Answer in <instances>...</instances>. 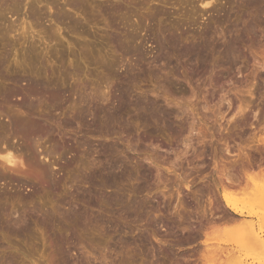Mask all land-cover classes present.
Segmentation results:
<instances>
[{"label": "rangeland", "instance_id": "rangeland-1", "mask_svg": "<svg viewBox=\"0 0 264 264\" xmlns=\"http://www.w3.org/2000/svg\"><path fill=\"white\" fill-rule=\"evenodd\" d=\"M69 1L21 0L12 9L13 0H0V96L11 95L0 102V148L27 158V141L9 123L41 124L45 107L29 115L12 92L38 81L67 101L43 122L50 136L78 146L85 167L116 159L133 176L101 189L72 166L53 170L62 181L45 187L26 162L14 174L0 165V264H264V0ZM121 96V120L93 119L95 105L108 110ZM88 102L80 120L77 108ZM137 104L154 122L141 120ZM48 136L33 142L47 145ZM244 147L249 180L237 161ZM225 174L240 184H223ZM223 194L242 215L225 208Z\"/></svg>", "mask_w": 264, "mask_h": 264}, {"label": "bare ground", "instance_id": "bare-ground-1", "mask_svg": "<svg viewBox=\"0 0 264 264\" xmlns=\"http://www.w3.org/2000/svg\"><path fill=\"white\" fill-rule=\"evenodd\" d=\"M21 0H13V2H12V5H11V7L9 6V8H12V9H14V8H16V7H18V5H20L19 3H21L20 2ZM205 1H206V3H205ZM5 2V1H4ZM22 2H23V0H22ZM69 2H71V0L69 1ZM246 2H247V6H251V4H252V2H253V0H246ZM73 3H74V1H73ZM83 3V2H82ZM3 4V3H2ZM210 4V2H208V0H203V4L202 5H204V6H208ZM4 6L6 5L5 3L3 4ZM3 5H2V7H3ZM8 5H10L9 3H8ZM71 5H72V3H71ZM76 6H78L77 4H75ZM73 6V5H72ZM1 7V6H0ZM8 7V6H7ZM79 7H80V4H79ZM79 7H76V8H79ZM7 9V8H6ZM16 9H18V8H16ZM15 9V10H16ZM31 10H33L32 8H30ZM1 10H3V8H1ZM5 10V9H4ZM3 10V11H4ZM14 10V11H15ZM36 10V9H35ZM2 11V12H3ZM60 11V10H59ZM1 13V12H0ZM10 13V12H9ZM37 13V12H36ZM57 13H59L58 11H57ZM1 14H3V13H1ZM1 14H0V17H1ZM39 14V13H38ZM65 14V13H64ZM4 15V14H3ZM32 15H34V14H32ZM68 15V14H67ZM36 17V16H35ZM34 17V18H35ZM58 17H60V19H63V16H58ZM67 17V16H66ZM6 18V17H5ZM4 18V16H3V19H5ZM32 18V17H31ZM38 18H39V16H38ZM36 19V18H35ZM58 19V18H57ZM5 20H7V19H5ZM2 20H0V22H1ZM129 21V20H128ZM4 22V21H3ZM7 23V22H6ZM69 23V22H68ZM71 23V22H70ZM4 24H5V22H4ZM9 25V24H8ZM8 25H7V28H8ZM2 26V25H1ZM6 26V25H5ZM130 26V25H129ZM10 27V26H9ZM12 27V26H11ZM0 28H2V27H0ZM3 29V28H2ZM4 30V29H3ZM9 30H12V29H9ZM137 30V29H136ZM7 31V30H6ZM130 31V30H129ZM132 31V30H131ZM137 32V31H136ZM171 33H172V31H170ZM174 32V31H173ZM52 33V32H51ZM135 33V32H134ZM129 34H131L130 32H129ZM5 36V35H4ZM125 36V35H124ZM127 37V36H126ZM123 39H124V37H122ZM134 36L132 37V39L134 40ZM166 38V37H165ZM170 38V37H169ZM127 39V38H126ZM125 39V40H126ZM137 39V38H136ZM175 40H177L176 38H174ZM179 39V38H178ZM118 41V40H117ZM119 41H120V39H119ZM130 42H131V40H129ZM164 41V40H163ZM162 41V42H163ZM168 41V40H167ZM120 43V42H119ZM125 43V42H124ZM187 43V42H186ZM177 44V43H176ZM191 44V43H190ZM182 45V44H181ZM186 45V44H185ZM193 45V44H192ZM161 46V45H160ZM191 46V45H190ZM187 47H189L188 46V44H187ZM120 48H121V50L123 51V53H125V54H131L132 52H130V50L129 49H126V48H124L123 47V45L122 46H120ZM137 48V47H136ZM167 48V47H166ZM139 49V48H138ZM120 50V51H121ZM134 50V49H133ZM188 50V49H187ZM191 50V49H190ZM130 52V53H129ZM201 52V51H200ZM225 52H226V50H225ZM224 52V53H225ZM122 53V54H123ZM226 53H228V50H227V52ZM225 53V54H226ZM133 54V53H132ZM131 54V55H132ZM138 60V59H137ZM139 61V60H138ZM137 61V62H138ZM4 64V63H3ZM6 65V64H5ZM137 65V64H136ZM140 66V65H139ZM128 67H130V66H128ZM126 68V67H125ZM126 69H130V68H126ZM127 71V70H126ZM61 74V73H60ZM63 74V73H62ZM17 78V77H16ZM14 79V80H12L11 82H13V85L15 84V85H17L18 86V84H20V79ZM4 79V78H3ZM34 80H36V79H34ZM41 81V80H40ZM49 83V82H48ZM14 85V86H15ZM28 86L25 88V89H14L13 90V95H17V97H19L18 98V100H20V107H22V108H24V109H28L27 110V112L29 111V110H33L34 112H37L36 114H39L38 112H39V110H37V111H35V109L38 107H40L41 108V106H43V107H45V111H44V114H42L43 115V117H44V120L45 121H49V123H50V121H51V119H52V117H51V115L49 114L50 113V111H55V110H59V108H60V106L63 104V102H67V101H64V100H66V99H64L63 100V97H64V93L63 92H61V91H59V90H56V89H53L51 86L49 87L47 84H42V83H40V82H38V81H34L33 82V80H31L30 82H29V84H27ZM19 88V87H18ZM10 96L11 95H9V93H7V92H5L4 91V93H2L1 94V96H0V102L1 101H4V102H6V103H10L9 101H10ZM81 94H80V99H81ZM21 97V98H20ZM30 97L32 98V97H37L36 98V101H38L37 99L39 98V97H41L40 99H42L41 101H40V99H39V101H38V104H28V102L30 103V101H27V100H29L30 99ZM84 97H83V99H81V101H79V103L80 104H82V102H86V100L84 101ZM88 101V100H87ZM90 101V100H89ZM32 102V101H31ZM91 102V101H90ZM18 104V103H17ZM16 104V105H17ZM43 104V105H42ZM80 104H78V105H80ZM84 104V103H83ZM87 104V105H86ZM85 104V106L84 105H80V107L78 106V110L76 111V115L78 116V118L80 119H85V121H86V116H88L87 114H88V112H91V111H89V110H91V109H88V106H89V102L88 103H86ZM94 104V103H93ZM74 105V104H73ZM95 105V104H94ZM70 106V105H69ZM91 106H93L92 104H91ZM42 107V108H43ZM73 107H75V106H73ZM95 108H93L94 110H93V113L91 114V115H93V119L94 118H96L98 121H99V124H101V126H103V125H105V124H109V123H112V124H114V122H116L117 120H121L122 118V116L126 113L127 114V108L125 107V100H124V97L123 96H121V97H119V100H118V103H117V105L116 106H114V107H112V108H110V109H108V110H103L102 109V107H97V105H95L94 106ZM39 108V109H40ZM136 108H137V110L139 109V111H140V113H138L139 114V116H140V118H141V120L142 121H144V122H147V117L149 116V114H147L146 113V108H143L141 105H139V104H137L136 105ZM19 109H21V108H19ZM63 109V108H62ZM65 109V108H64ZM63 109V110H64ZM74 109V108H73ZM23 109H21V111H22ZM149 110V109H148ZM24 111V110H23ZM31 112V113H34V112ZM61 111V110H60ZM75 111H73V112H75ZM138 111V112H139ZM153 111V110H152ZM151 111V112H152ZM42 113V112H41ZM40 113V114H41ZM62 113V112H61ZM66 113V112H65ZM152 113H154V111L152 112ZM28 114L29 115H31L29 112H28ZM35 114V115H36ZM102 114V115H101ZM161 114V113H160ZM26 115V114H25ZM35 115H33V116H35ZM155 116H156V114H154ZM121 116V117H120ZM150 118L152 119V118H156V117H154L153 115H151L150 114ZM39 117H42V116H40L39 115ZM60 117V116H59ZM119 117L121 118V119H119ZM33 118V117H32ZM54 118V117H53ZM77 118V119H78ZM149 117H148V119H150ZM29 119V118H28ZM24 120V121H19V120H11L10 121V123H9V127H10V129L11 130H9V131H13V133L16 135V136H19L22 140H24V141H27V145H25L24 143V145L26 146H24L25 147V150H26V154H27V158L25 159V160H23L22 159V157H20L19 155H17V154H15L14 152H13V149H14V146H13V149H12V147L11 146H3V148H0V165H1V167L3 168H1L2 169V171L3 170H5L6 172H7V170L8 171H12V174H14V173H16L17 171H20V170H22L23 168H25V164H26V166L28 167V165L30 166V167H34V169H36L37 170V173L39 172V175H40V178L43 180V183H44V185L43 186H45V184H47V183H49V185H52V183L51 182H54V184H58V185H60L59 183L62 181V179L60 178V177H58L57 178V176H56V173L55 172H53V170H57V171H61L62 169H68V168H70L71 169V167H72V169L74 168V166H84L83 164H82V162H83V160L81 159V161L82 162H79L80 160H78V159H76L77 158V155L76 154H74V152H76V150H78L79 148H78V146L77 147H74L72 144H70V142L69 141H67V140H63V139H60L59 138V140H58V138L56 139V138H54V136H50V133H51V129L48 127V124H47V126H46V122L45 123H43L44 122V120H42L43 122V124L41 123H38V122H35L34 120V122L33 121H29V120ZM80 119V120H81ZM151 119H150V121H151ZM157 119H158V116H157ZM21 120V119H20ZM70 120V119H69ZM68 120V121H69ZM97 120H95V121H97ZM154 120V119H153ZM160 120V119H159ZM158 120V121H159ZM65 121V120H64ZM97 121V122H98ZM52 122V121H51ZM71 122V121H70ZM96 122V123H97ZM151 122H154V121H151ZM53 123V122H52ZM85 123H87V122H85ZM156 123H158V122H156ZM84 125V124H83ZM89 125V124H88ZM90 126H92V125H90ZM89 126V127H90ZM71 127V126H70ZM71 129V128H70ZM89 129V128H88ZM156 129V128H155ZM157 130V129H156ZM90 131H92V130H90ZM94 131V130H93ZM12 133V134H13ZM49 134V136L47 137V141H46V143H48V144H50L48 147H50V148H44V146H47V145H44L43 146V144H42V142H40L39 143V141L38 142H33V138L34 139H36L35 137H42L44 134ZM88 133V132H87ZM93 133V132H92ZM0 135H1V133H0ZM52 135V134H51ZM63 135V134H62ZM1 137V136H0ZM3 137V136H2ZM46 137V136H45ZM44 137V138H45ZM14 138H15V136H14ZM43 138V140H45ZM5 139V138H4ZM3 141V140H2ZM35 141V140H34ZM257 143H260L261 145H264V138L262 139V140H259V141H257ZM81 144V143H80ZM79 144V145H80ZM83 144V143H82ZM1 145H2V143H1ZM0 145V146H1ZM7 145V144H6ZM84 145V144H83ZM250 145V144H249ZM247 146V145H246ZM256 146V145H255ZM254 146V147H255ZM81 147V146H80ZM103 149H105V147H102ZM228 148V147H227ZM246 148H249V149H251V145H250V147L249 146H247ZM253 148V147H252ZM239 149V155L237 156L238 157V162H239V164H240V167H241V170L244 172V176H245V179L246 180H249V178H248V176H247V171L249 170V168L251 167V165H250V161H249V154L246 152L247 150L245 149V147L244 148H238ZM248 149V150H249ZM17 150V149H16ZM81 150V149H80ZM246 150V151H245ZM82 151V150H81ZM229 151V150H228ZM238 151V150H237ZM23 152V151H22ZM80 152V151H79ZM230 152V151H229ZM74 154L72 157H70V158H68L67 160H62V161H64L62 164L60 163V158L61 157H65V155H71V154ZM89 153V152H88ZM87 154V153H86ZM153 155V154H152ZM229 155H230V153H229ZM59 157L58 159H56L55 160V157ZM104 156V155H103ZM156 157V156H155ZM155 157H151V158H153V160L155 159ZM157 158V157H156ZM40 159H42L41 161H40ZM59 160V161H58ZM87 160V159H86ZM124 160V159H123ZM122 160V161H123ZM44 161H46L47 163L45 164L44 163ZM111 161V160H110ZM26 162V163H25ZM84 163V162H83ZM86 164V163H85ZM128 165V164H127ZM137 166V165H136ZM76 168V167H75ZM129 168V167H128ZM127 167H126V165H125V163L123 164L120 160H116L115 159V161L114 160H112L111 162H107V161H102L101 159H99V161L98 162H96V164L94 163V165L93 166H91V168H88V167H85L84 166V168L82 169V171L81 172H79V171H77V173L79 172L80 173V178H82L84 181H85V183L87 182H89V181H95V179H98V181H97V183H100L101 185H100V187H101V189L104 187V188H107V187H110V188H113V185H114V183L116 182V181H122L123 179H125L126 180V177L128 176L129 178H130V175L132 174L130 171V173L128 174V169ZM146 168V167H145ZM33 169V168H32ZM128 169V170H127ZM157 169V168H156ZM88 170V171H87ZM68 171V170H67ZM75 171V170H74ZM221 171V173H222V170H220ZM4 172V171H3ZM6 172H4V173H6ZM139 171H137V173H138ZM142 172V171H141ZM140 172V173H141ZM158 172V171H157ZM22 173H24V172H22ZM71 173H74V172H71ZM137 173H135V174H137ZM143 173V172H142ZM150 173V172H149ZM148 173V174H149ZM0 174L2 175V172H0ZM20 174V173H19ZM68 174H70L69 172H68ZM76 174V173H75ZM144 174H146V172L144 173ZM158 174V173H157ZM1 175H0V177H1ZM5 174H3V176H4ZM138 175V174H137ZM141 175V174H140ZM140 175H139V177H140ZM226 176H223L224 177V179H225V182L223 181V184L225 183L226 184V182H227V186H230V187H235V186H238L239 184H240V181H238V182H235L234 180V182H232V178L230 177V178H228L229 176L227 175V174H225ZM15 176V175H14ZM25 176V175H24ZM60 176V175H59ZM78 175H76L75 177H77ZM133 175H131V177H132ZM144 176V175H143ZM149 176V175H148ZM159 176V175H158ZM9 177H11V179H13L12 177V175L11 176H9ZM74 177V178H75ZM142 177V176H141ZM157 177V176H156ZM160 177V176H159ZM5 178V177H4ZM3 178V179H4ZM37 178V177H36ZM36 178H34V179H36ZM73 178V177H72ZM128 178V179H129ZM2 179V178H1ZM6 179V178H5ZM10 179V178H9ZM28 179V178H27ZM69 179V178H68ZM78 179V178H77ZM130 179H132V178H130ZM143 179V178H142ZM222 179V178H221ZM220 179V180H221ZM15 180V179H14ZM37 180V179H36ZM39 181H40V179H38ZM16 181H18L17 179H16ZM41 182V181H40ZM32 183V182H31ZM37 183V182H36ZM79 183V182H78ZM83 183V182H82ZM92 183V182H91ZM90 183V184H91ZM122 183V182H121ZM35 184V183H34ZM53 184V185H54ZM96 184V183H95ZM119 184V183H118ZM117 184V185H118ZM158 184V183H157ZM221 184H222V182H221ZM48 185V184H47ZM126 185V184H125ZM137 185V184H136ZM116 186V185H115ZM150 186V185H149ZM45 187H47V186H45ZM53 187H55V186H53ZM60 187H62V186H60ZM95 187V186H94ZM97 187V186H96ZM138 187V186H137ZM188 187V186H187ZM221 187H222V185H221ZM48 188H50L49 186H48ZM47 188V189H48ZM98 188H99V186H98ZM121 188V187H120ZM135 188H136V186H135ZM134 188V189H135ZM143 188V187H142ZM213 188V187H212ZM117 189H118V187H117ZM129 189V188H128ZM138 189V188H137ZM89 190H90V188H89ZM99 190V189H98ZM48 191V190H47ZM139 191H141V190H139ZM213 191V190H212ZM144 192V191H143ZM257 192H259L260 193V196H262L261 198V200L263 201L264 200V193H261V191L260 190H258L257 189ZM131 193V192H130ZM258 193V194H259ZM92 194V193H91ZM91 194H90V196H91ZM138 194V193H137ZM89 195V194H88ZM120 195V194H119ZM84 197V196H83ZM222 197V201H223V203L225 204V208H227V209H229L230 211H232L233 213H235V214H238V215H242L241 213H239L238 211H236V209L234 208V205L232 204V202L230 201V199L226 196V195H222L221 196ZM91 199H92V197H90ZM89 199V198H88ZM90 199V200H91ZM85 200V199H84ZM117 201V200H116ZM120 201V200H119ZM122 201V200H121ZM118 202V201H117ZM133 202V201H132ZM139 202V201H138ZM94 203V202H93ZM140 203V202H139ZM139 203H137V204H139ZM142 203V202H141ZM147 203V202H146ZM121 204V203H120ZM124 204V203H123ZM60 205V204H59ZM135 206H136V204H134ZM181 205H183V204H181ZM88 206V205H87ZM95 206V205H94ZM134 206V207H135ZM143 206V205H142ZM142 206H140L139 208H141ZM63 207V206H62ZM137 207V206H136ZM64 208V207H63ZM93 208V207H92ZM57 209H58V206H57ZM129 209V208H128ZM64 210V209H63ZM66 210V209H65ZM130 210V209H129ZM152 210V209H151ZM180 210V209H179ZM69 211V210H68ZM72 211V210H71ZM136 211V210H135ZM61 212V211H60ZM77 212V211H76ZM55 213V212H54ZM57 214V213H56ZM156 214V213H155ZM154 214V215H155ZM67 215V214H66ZM80 215V214H79ZM124 215V214H123ZM60 216V215H59ZM75 217V215H72V216H69L70 218L71 217ZM82 216V215H81ZM146 216V215H145ZM157 216V215H156ZM155 216V217H156ZM50 217V216H49ZM48 217V218H49ZM57 217V216H56ZM66 216H64V219H66L65 218ZM68 217V216H67ZM69 217H68V219H69ZM140 217V216H139ZM159 217V216H158ZM54 218V217H53ZM45 219V218H44ZM67 219V220H68ZM74 219V218H73ZM75 219H77V218H75ZM82 219V218H81ZM127 219V218H126ZM140 219V218H139ZM138 219V220H139ZM161 219V218H160ZM49 220V219H48ZM56 221V220H55ZM65 221V220H64ZM69 221V220H68ZM71 221V220H70ZM72 221H74V220H72ZM76 221V220H75ZM75 221L73 222V223H75ZM57 222V221H56ZM80 222V221H79ZM78 222V223H79ZM19 223H21V222H19ZM18 223V221L17 222H15V220H14V223L12 224V225H18L19 224ZM23 223V222H22ZM67 223H69V222H67ZM83 223V222H82ZM151 223V222H150ZM149 223V224H150ZM76 224V223H75ZM74 224V225H75ZM60 225V224H59ZM62 225V224H61ZM20 226V225H19ZM65 227V226H64ZM66 228V227H65ZM193 229V228H192ZM119 231H121V230H119ZM199 231V230H198ZM13 232V231H12ZM127 233V232H126ZM190 234H192V233H190ZM250 234V233H249ZM255 235V234H254ZM193 237V236H192ZM257 238V240H259L258 239V237H256ZM144 239V238H143ZM124 240V239H123ZM261 240V239H260ZM259 240V241H260ZM131 241V240H130ZM260 243V248H264V243L263 242H259ZM259 243H257V244H259ZM124 244V243H123ZM122 244V245H123ZM121 245V244H120ZM137 245V244H136ZM127 246V245H126ZM124 247V246H123ZM120 249V248H119ZM122 249V248H121ZM124 251V250H123ZM127 251V250H126ZM115 252V251H114ZM117 252V251H116ZM119 252V251H118ZM129 252V251H128ZM108 253V252H107ZM113 254V253H112ZM117 254H119V253H117ZM120 254H121V250H120ZM119 254V255H120ZM123 254H125V253H123ZM130 254H131V251H130ZM109 255V254H108ZM111 255V254H110ZM112 256V255H111ZM122 256H124V255H122ZM126 257H127V255H126ZM124 258V257H123ZM130 258V257H129ZM104 259H105V257H104ZM120 259H121V257H120ZM109 260H111V258L109 259ZM126 260V259H125ZM130 260V259H129ZM132 261V260H131ZM112 262V261H111ZM117 262V261H116ZM123 262V261H122ZM123 263H126V262H123ZM128 263V262H127ZM112 264V263H111ZM122 264V263H121ZM236 264H243L242 262H238V263H236Z\"/></svg>", "mask_w": 264, "mask_h": 264}]
</instances>
